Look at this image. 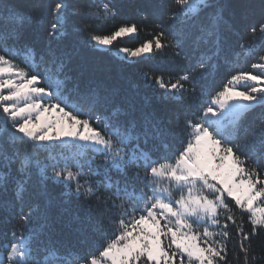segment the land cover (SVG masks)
<instances>
[{"label": "snow or ice", "instance_id": "1", "mask_svg": "<svg viewBox=\"0 0 264 264\" xmlns=\"http://www.w3.org/2000/svg\"><path fill=\"white\" fill-rule=\"evenodd\" d=\"M0 213V264H264V0H0Z\"/></svg>", "mask_w": 264, "mask_h": 264}, {"label": "trees", "instance_id": "2", "mask_svg": "<svg viewBox=\"0 0 264 264\" xmlns=\"http://www.w3.org/2000/svg\"><path fill=\"white\" fill-rule=\"evenodd\" d=\"M50 2L54 3L55 0H50ZM79 2L84 3L86 2V0H79ZM127 16L128 19L137 23L141 27V31L136 36L127 37L122 40H117L113 46L114 49L116 46L135 48L145 40L152 38L153 29L151 27V21H143L139 16L135 14L134 11H130L127 14ZM120 23H122V19L117 18L116 20L108 21L106 24H100V23H96L95 21H90L87 25H81V26L89 28L97 33L107 34L114 27L119 26ZM145 24H147L148 26L145 27L144 26ZM95 55L98 62H100L102 65H109L112 68L111 75L113 76L114 79H118L121 71L120 68L121 61L118 60L115 56H106L103 53H97ZM181 63L182 61H180L178 58L173 57L170 53L164 55L159 53H154L152 54L151 58H145L140 63L125 65L123 67V75L135 82H138L141 85V87H143L144 80L141 75L142 72L157 70V69H171ZM241 71L258 73L260 70L252 69L251 64L249 62L242 60L238 64L230 65L227 68L223 69L220 76L217 77V84H219L220 81L224 79V76L228 72H241ZM120 83L124 84L125 82L121 80ZM199 103H200L199 101H196L197 105ZM177 146H179V141H177ZM0 215H2V213H0ZM247 227L248 225L245 222V228L247 229Z\"/></svg>", "mask_w": 264, "mask_h": 264}]
</instances>
